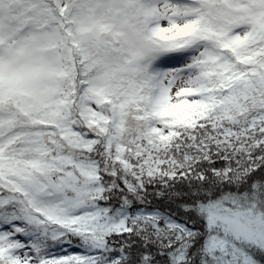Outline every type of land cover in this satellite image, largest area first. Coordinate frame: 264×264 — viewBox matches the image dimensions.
<instances>
[{
    "label": "trees",
    "instance_id": "1",
    "mask_svg": "<svg viewBox=\"0 0 264 264\" xmlns=\"http://www.w3.org/2000/svg\"><path fill=\"white\" fill-rule=\"evenodd\" d=\"M229 1L237 0H198L201 22L192 28L201 35L206 28L217 38L221 22L232 19ZM28 3L24 0L16 12L28 16ZM116 5L125 11L130 7L135 27L141 34L149 33L142 0H63L52 2L50 12L40 18L58 27L68 47L66 69L60 75L67 85L72 129L63 130L59 110L48 102L33 98L31 103L30 98L23 104L22 91L13 84L4 95L0 87V109L13 115V130L24 131L32 124L41 127L53 152L72 160L70 166L82 159L96 162L98 168L91 175L77 173L79 181L98 187L83 198L107 208L108 215L125 211V223H81L73 216L72 224L57 222L54 233L43 229L40 236L32 223L21 221L20 229L27 230V224L32 229L26 240L31 257L20 259L15 245L0 244V264H208L213 257L207 240L219 227L207 224L204 205L236 196L256 201L264 211V23L223 41L228 65L216 59L201 62L207 81L200 95L189 105H169L162 85L148 82L144 70L117 71L118 64L127 62L117 34H94L87 43L77 41L86 44L84 51L79 50L75 41L79 38L70 32L75 20L91 7ZM103 75L107 77L100 100L104 115L99 117L83 106L82 87ZM17 140L0 148L1 158L11 154ZM41 153L46 159L56 155ZM20 163L35 164L42 173L56 176L54 164L45 160ZM10 208L17 212L10 201L0 204L1 223L8 221L3 211ZM238 245L264 264V248L241 239Z\"/></svg>",
    "mask_w": 264,
    "mask_h": 264
},
{
    "label": "rangeland",
    "instance_id": "2",
    "mask_svg": "<svg viewBox=\"0 0 264 264\" xmlns=\"http://www.w3.org/2000/svg\"><path fill=\"white\" fill-rule=\"evenodd\" d=\"M30 1L25 12L28 16L23 17L16 8L24 0H0L2 94H6L13 84L22 91L23 104H28L30 98L31 103L33 98L48 102L52 109L59 110L58 122L63 130L72 129L66 102L67 85L60 75L66 69L68 47H64L58 27L40 19L50 12L52 2L62 4L63 0ZM74 8L77 10L76 6ZM228 9V16L234 21L225 18L215 39L211 30L204 28L201 35L192 28L201 22L198 0H142L143 23L148 34H141L135 27V13L131 8L125 11L120 5L107 9L91 7L81 19L75 20L70 32L77 34L79 39L75 41L80 51H84L86 44L80 45L77 41L87 43L94 34H117L122 40L121 54L127 60L125 64L117 65V71L144 70L148 82L162 85L167 104L187 102L189 105L200 95L207 81L200 63L216 59L227 66L222 42L254 31L255 24L264 23V0H237L235 4L229 1ZM7 11L12 12L8 14ZM106 81L107 77L103 75L99 79H90V83L82 87V104L88 113L99 117L104 115L100 100ZM27 92L31 95H25ZM12 117L9 111L0 109V148L14 138H18L19 143L12 147L11 154L1 158L0 153V188H4L0 204L10 201L17 208L16 213L12 208L3 211L9 219L0 222V244L15 245V254L20 259L31 257L32 250L26 240L32 229L30 224H27V230L20 229L21 221L32 223L34 232L40 236L39 231L43 229L54 233L57 222L68 220L72 224L69 218L73 216L81 223L106 226L125 223V211L117 210L116 215H108L107 208L83 198L84 193L98 187L87 180L79 181L77 173L91 175L98 168L96 162L82 159L73 161L74 167L70 166L72 160H65V156L53 152L41 127L32 124V128L24 131L13 130L10 125ZM41 152H47L48 157L56 155L46 159ZM38 160L54 164L56 176L42 173L35 164L20 163ZM203 209L207 224L219 227L207 240L206 247L213 257L208 264H259L238 245L241 239L264 248V211L256 201L228 196L204 205ZM219 229L223 231L218 232Z\"/></svg>",
    "mask_w": 264,
    "mask_h": 264
}]
</instances>
